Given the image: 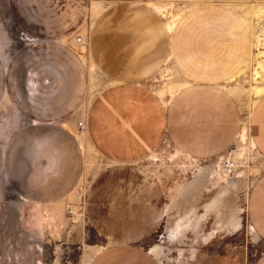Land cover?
Segmentation results:
<instances>
[{"label":"crops","instance_id":"0c3cea01","mask_svg":"<svg viewBox=\"0 0 264 264\" xmlns=\"http://www.w3.org/2000/svg\"><path fill=\"white\" fill-rule=\"evenodd\" d=\"M87 11L88 0H0V114L22 116L12 131L0 133V178L39 208L75 200L87 154L96 150L114 168L103 182L117 186L110 196L94 194L92 223L109 242L86 264H160L144 241L163 220L167 196L142 161L164 142L194 158L217 155L233 142L238 108L212 84L163 99L143 82L169 48L166 28L150 7L122 3L108 10L89 30L83 57L63 37L78 29ZM19 29L36 40L19 46ZM90 63L113 80L97 94ZM250 127L264 160V92ZM245 208L252 236L262 243L251 264H264V171L250 183Z\"/></svg>","mask_w":264,"mask_h":264},{"label":"rangeland","instance_id":"374dc122","mask_svg":"<svg viewBox=\"0 0 264 264\" xmlns=\"http://www.w3.org/2000/svg\"><path fill=\"white\" fill-rule=\"evenodd\" d=\"M122 3L150 7L166 28L167 55L143 82L163 99L194 84H212L238 108L233 142L217 155L194 158L164 142L143 159L167 196L164 218L144 245L156 248L160 264H251L262 249L245 201L253 178L264 171L250 139L252 109L264 92V0H88L84 20L63 39L81 35L83 42L74 46L86 57L92 25ZM22 33L30 34L19 29V46ZM88 79L94 94L113 83L97 63L88 65ZM21 117L3 111L0 133L12 131ZM89 152L75 200L39 208L0 178V264H86L109 242L92 223L94 194L105 190L110 196L117 181L103 182L113 165Z\"/></svg>","mask_w":264,"mask_h":264},{"label":"built area","instance_id":"2783aa9c","mask_svg":"<svg viewBox=\"0 0 264 264\" xmlns=\"http://www.w3.org/2000/svg\"><path fill=\"white\" fill-rule=\"evenodd\" d=\"M21 38L23 39V42L25 44H29L30 42H33V41L36 40V37L35 36H33L31 34H27V33H22L21 34ZM74 41H76V42H83L82 36L81 35H76Z\"/></svg>","mask_w":264,"mask_h":264},{"label":"bare ground","instance_id":"6f19581e","mask_svg":"<svg viewBox=\"0 0 264 264\" xmlns=\"http://www.w3.org/2000/svg\"><path fill=\"white\" fill-rule=\"evenodd\" d=\"M167 25H168V24H167ZM171 27H172V26H171ZM154 250H155L154 248H151V252H154Z\"/></svg>","mask_w":264,"mask_h":264}]
</instances>
